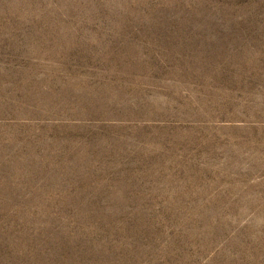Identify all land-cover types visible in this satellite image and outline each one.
<instances>
[{"label":"rangeland","instance_id":"374dc122","mask_svg":"<svg viewBox=\"0 0 264 264\" xmlns=\"http://www.w3.org/2000/svg\"><path fill=\"white\" fill-rule=\"evenodd\" d=\"M0 264H264V0H0Z\"/></svg>","mask_w":264,"mask_h":264}]
</instances>
